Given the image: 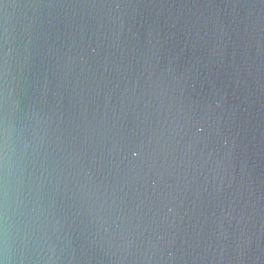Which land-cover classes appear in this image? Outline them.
Wrapping results in <instances>:
<instances>
[{"label": "water", "instance_id": "obj_1", "mask_svg": "<svg viewBox=\"0 0 264 264\" xmlns=\"http://www.w3.org/2000/svg\"><path fill=\"white\" fill-rule=\"evenodd\" d=\"M0 262L264 264V0H0Z\"/></svg>", "mask_w": 264, "mask_h": 264}, {"label": "clouds", "instance_id": "obj_2", "mask_svg": "<svg viewBox=\"0 0 264 264\" xmlns=\"http://www.w3.org/2000/svg\"><path fill=\"white\" fill-rule=\"evenodd\" d=\"M0 264H3V262H0Z\"/></svg>", "mask_w": 264, "mask_h": 264}]
</instances>
